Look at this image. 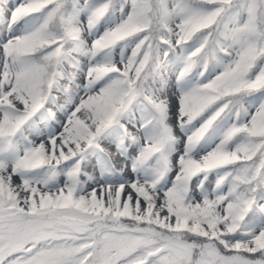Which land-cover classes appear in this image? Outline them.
<instances>
[{
  "label": "snow or ice",
  "instance_id": "1",
  "mask_svg": "<svg viewBox=\"0 0 264 264\" xmlns=\"http://www.w3.org/2000/svg\"><path fill=\"white\" fill-rule=\"evenodd\" d=\"M0 264H264V0H0Z\"/></svg>",
  "mask_w": 264,
  "mask_h": 264
}]
</instances>
